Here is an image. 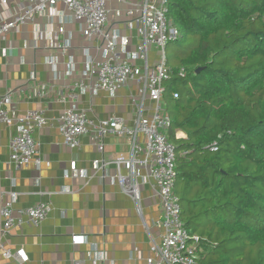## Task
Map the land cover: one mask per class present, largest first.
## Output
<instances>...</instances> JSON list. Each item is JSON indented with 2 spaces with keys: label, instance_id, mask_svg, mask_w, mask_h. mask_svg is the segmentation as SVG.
<instances>
[{
  "label": "crops",
  "instance_id": "obj_1",
  "mask_svg": "<svg viewBox=\"0 0 264 264\" xmlns=\"http://www.w3.org/2000/svg\"><path fill=\"white\" fill-rule=\"evenodd\" d=\"M143 2L110 0L107 25V30L129 40L127 45L120 42V58L142 72L144 64L134 54L140 38L136 22L139 13L133 6ZM17 5L20 4L12 2L9 11L18 10ZM58 12L67 18L63 35L57 33L60 17L52 18L48 11L0 37V96L10 89L15 91L12 105L7 108H14L19 116L44 111L52 122L34 133L41 166L32 163L21 169L10 159V141L18 125L0 124V185L5 199H11L10 193L16 195V216L19 210L41 202L52 206L40 225L26 222L14 228L4 242L12 251L24 248L30 257L29 264H145L151 255L152 239L159 242L160 231L154 222L161 216L160 201L145 183L140 215L131 198L119 188L115 180L117 166L112 161L127 158L128 138L110 135L103 140L104 151L99 152L97 140L88 135L81 139L79 150H72L64 146L56 121L67 109L75 107L93 121L117 118L134 126L133 100H140L139 85L130 82L115 97L96 90V75L82 74L86 71L87 56L96 58L99 54L100 59L102 53L96 51L95 43L83 38L79 24L69 18L63 5L58 6ZM8 15V8H3L0 2V22ZM67 42L68 50L57 48ZM156 59L157 48H153L149 53L150 67ZM50 60L56 63L55 67L49 64ZM33 75L35 83L30 80ZM41 86H46L43 95L39 94ZM144 104L145 115L150 117L154 106L149 100ZM177 135L186 138L184 133ZM98 161L110 163L101 169V165L95 164ZM121 171L127 172L123 167ZM140 173L144 176L145 170ZM73 236H83L85 243L74 244ZM0 264L14 262L0 258Z\"/></svg>",
  "mask_w": 264,
  "mask_h": 264
},
{
  "label": "trees",
  "instance_id": "obj_2",
  "mask_svg": "<svg viewBox=\"0 0 264 264\" xmlns=\"http://www.w3.org/2000/svg\"><path fill=\"white\" fill-rule=\"evenodd\" d=\"M169 18L186 48L164 94L184 226L200 264H264V0H170Z\"/></svg>",
  "mask_w": 264,
  "mask_h": 264
},
{
  "label": "built area",
  "instance_id": "obj_3",
  "mask_svg": "<svg viewBox=\"0 0 264 264\" xmlns=\"http://www.w3.org/2000/svg\"><path fill=\"white\" fill-rule=\"evenodd\" d=\"M110 0H0L3 8H8L9 15L0 22V37L11 31L32 22L35 16H44L49 11L52 18L60 17L58 35L65 34L64 25L67 18L58 12V6L63 5L69 13V18L79 24L80 33L84 39L95 43L96 51L101 52L96 58L87 56L84 77L95 74L96 90L108 93L115 97L130 82L139 85L140 100H133L136 110L134 126H128L123 120L111 118L109 120L93 121L87 118L86 113L75 107L67 109L56 119L63 144L69 149L79 150L81 139L92 135L97 140L99 152L104 151L103 140L116 135L129 140L130 150L127 158L123 157L112 161L117 167L115 180L124 194L129 196L138 214L142 215V188L148 183L155 198L160 201L161 216L154 222V227L160 231L159 242L152 239L151 255L145 264H200L202 239L191 234L184 226L182 208L179 197L175 193L177 171V155L175 147L170 142L169 134L172 128L170 115L166 112L164 94L166 83L170 81L171 74L168 66L166 47L176 43L181 37L180 31L169 18L170 0H144L143 4L134 5L139 16L136 19L140 44L135 57L144 64V71L120 58L118 51L120 42L127 45L129 40L121 38L116 31L107 30L110 18L108 2ZM123 3L126 0H116ZM15 2L18 10L10 12V4ZM133 11H130L131 15ZM64 51L70 45H57ZM157 48V59L150 67L149 53ZM49 64L56 66L52 60ZM70 66L72 62H69ZM184 70H181L183 73ZM31 82H36V76L31 77ZM46 86H41L39 94L45 93ZM15 91L10 89L5 95L0 96V124L6 126L18 125L17 133L10 141V159L18 168H26L34 163L41 166L39 144L34 138L36 130H41L51 125L44 111H29L24 116H19L17 111L8 109L12 105ZM178 99L177 92L173 94ZM76 99V96H72ZM145 100L153 104V112L146 117ZM178 136V135H177ZM217 152L216 144L211 146ZM110 162H95L97 167L105 169ZM127 172L122 174L121 168ZM145 170L142 176L140 170ZM144 174V173H143ZM104 178V177H103ZM11 199H5V193L0 185V258L12 261L14 264H29L30 257L24 248L12 251L5 239L16 227L26 222L38 226L51 213L50 203L41 202L32 208L19 210L16 216L14 200L16 195L9 194ZM74 244H84L83 236H73ZM112 264V263H111Z\"/></svg>",
  "mask_w": 264,
  "mask_h": 264
},
{
  "label": "rangeland",
  "instance_id": "obj_4",
  "mask_svg": "<svg viewBox=\"0 0 264 264\" xmlns=\"http://www.w3.org/2000/svg\"><path fill=\"white\" fill-rule=\"evenodd\" d=\"M185 49H186L185 47H177L176 43H170L169 45H167L166 55H167L169 68L171 69L179 68L180 66L179 57L185 52Z\"/></svg>",
  "mask_w": 264,
  "mask_h": 264
}]
</instances>
